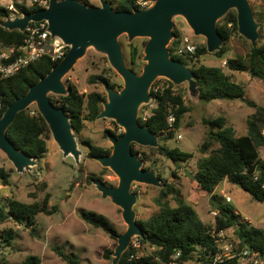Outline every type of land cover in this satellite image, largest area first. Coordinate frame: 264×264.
<instances>
[{"label": "trees", "instance_id": "trees-1", "mask_svg": "<svg viewBox=\"0 0 264 264\" xmlns=\"http://www.w3.org/2000/svg\"><path fill=\"white\" fill-rule=\"evenodd\" d=\"M16 7L19 13L23 14L32 13L43 6L35 2L31 6L16 3ZM115 8L117 10H133L138 8L137 0H118ZM11 13L10 9L0 6V47H18L25 38V32L17 29L8 30L2 26L3 20L10 17ZM262 22L264 23V14ZM230 23L232 26H229ZM218 29L223 36L224 44L214 54L223 59L232 50L230 43L233 36L239 34L237 12L229 11L219 22ZM174 33L175 39L170 47L172 58L187 64L183 56L176 52L180 44V32L175 28ZM206 53H208V49L205 43L199 46L195 56L199 58ZM59 61L54 62L48 57H42L15 74L7 78H0V118L13 101L27 93L30 86L47 75ZM227 68L231 71L246 72L252 77L264 80V44L251 45L245 55L227 58ZM193 70L196 73L202 101L238 99L256 107L255 112L247 119L246 135L236 136V129L227 124V119L224 116L205 119V123L209 124V133L200 147L203 157L198 161V170L194 177L200 188L211 195V204L217 211L215 222L210 225L206 224L195 207L180 196L181 191L173 184L166 183L155 198L156 211L147 219H137L146 235L156 236L162 241V245L157 247L148 242L146 237H140L141 243L152 245L155 248L154 251L151 254H141L140 248L132 245L123 253L120 264H163L169 262L179 250L182 252V261L211 264V257L216 251L213 233L230 228H234L241 247L249 246L254 250L264 251V230L244 221L231 204L225 203L214 193L222 181L228 180L248 192L255 201L264 203V159L261 158L259 152V147L264 146V106L251 101L247 97L244 85L225 73L220 66L198 64ZM89 80L92 83L106 82L114 87L110 78L104 74L91 76ZM151 92L157 99V107L154 108L152 116L143 125H147L151 131L163 136L164 140H168L175 133L172 131L168 136L163 135L164 130L168 128L169 108H172L176 116L174 123L176 130L180 129L184 116L191 108L185 100L183 87L176 86L171 81H169L168 88L163 89L160 93H155L153 90ZM105 99V94L99 91L88 94L81 93L78 87L72 83L69 84L67 95H51L53 103L64 107L71 115L73 129L77 133L82 132L86 119L95 120L97 118ZM106 133L115 134L111 130H106ZM49 135L50 129L46 120L37 109L32 110L31 108L20 112L8 130V136L14 145L38 160L48 152L47 139ZM215 143H218L219 146L213 149ZM89 146L88 156L91 158L111 154L109 148L93 145L91 142H89ZM149 149L176 164L189 162L193 157L190 152L179 147L172 148L166 144H160L157 148L149 147ZM133 151L140 152L145 161L150 159L145 151L141 152L136 149V144L133 145ZM11 171L0 167L1 185H10ZM88 180H93L92 176H89ZM171 198L176 200L175 206L171 204ZM49 200V194L45 196L41 204L39 202L26 203L14 198L7 199V202L0 206V224L13 221L17 225L35 230L37 216L40 213L50 215L58 210L57 206L50 207ZM80 216L86 223L102 229L116 241L121 234L109 218L101 213L83 209ZM17 236L18 232L13 227L0 229V246H12ZM53 249L68 264H81L75 255L66 254L58 247ZM113 253L112 249H107L104 256L110 260L113 259ZM132 254L140 255V257L131 259ZM2 260L1 258L0 264H3ZM19 264H43V261L38 255L31 254Z\"/></svg>", "mask_w": 264, "mask_h": 264}, {"label": "rangeland", "instance_id": "rangeland-1", "mask_svg": "<svg viewBox=\"0 0 264 264\" xmlns=\"http://www.w3.org/2000/svg\"><path fill=\"white\" fill-rule=\"evenodd\" d=\"M81 1L100 5L99 0ZM108 1L112 2L114 8L118 4V0ZM249 1L259 24L257 45H262L264 44V23L262 22L264 0ZM13 2L31 6L36 0H13ZM48 4L49 0H47L46 6ZM231 10L237 12L236 9ZM20 16L22 14L19 11L13 10L8 19ZM223 18L218 21V24ZM8 19L5 18L3 22L5 23ZM174 24V29L183 30L184 33L187 32L199 46L206 43V38L195 35L182 16H175ZM174 39L170 42L169 49ZM148 40V37H136L130 40L126 33L119 37L128 67L138 74L142 73L147 63L144 50ZM230 44L232 50L223 59L218 58L209 51L197 59L188 56H183V58L191 69H194L198 64L220 66L225 73L233 76L238 83L244 85L247 97L251 101L257 105L264 106V80L252 77L246 72L231 71L227 68V65L224 66L222 64L224 59L245 55L250 50L251 45H253L252 42L239 33L233 36ZM100 74L110 78L111 83L114 85V87L112 86L114 90L120 91L123 89L124 79L113 68L107 54L92 46L87 49L85 55L78 60L63 81L67 88L70 83L75 84L78 90L84 94L94 91L102 92L106 96L105 100H107L108 93L104 84L101 82L92 83L89 80L91 76ZM161 78H163L161 82L169 86L170 80H165V77ZM176 86L183 87L185 100L191 109L184 116L182 125L174 133V136L168 140H164L163 136H160L159 142L172 148L179 147L192 153L193 157L189 162L176 164L158 153H153L149 147L136 145V149L141 152L145 151L150 158L145 161L144 167L155 169L162 178L163 184L168 183L176 186L181 191L180 196L188 204L195 207L202 220L208 225L214 224L216 215L211 204V196L200 188L194 177L198 170V161L203 157L200 147L207 139L209 133V124L205 123V119L224 116L227 119V124L234 126L236 129V136L246 135L247 119L249 115L255 112L256 107L238 99L233 101L216 99L210 102L200 100L198 102V97L191 95L188 82ZM51 95L60 96L59 94ZM154 103L155 100L148 105H143L140 114L144 109H151ZM29 108L38 110L36 103ZM106 130H111L116 135L124 132L122 127L109 118L86 119L82 132L77 133L74 130L80 151L78 157L72 154L66 155L64 150L54 140L50 130V135L47 139L48 152L38 160L36 165L31 168L26 167L24 172H18L6 154L0 150V167L12 170L10 185L3 186L0 190V206L5 204L7 199L13 198L26 203L39 202L41 204L45 196L49 194L50 207H58V210L53 214L40 213L37 216L35 230L17 225L13 221L0 224V229L13 227L18 232V236L12 246H1L0 259H3V264H19L31 254L38 255L42 259L43 264H68L57 255L53 249L54 247H58L66 254L75 255L81 264H112V259H106L104 254L107 249L115 251L117 241L112 239L102 229L86 223L80 216V212L83 209L92 210L108 217L120 233L127 228L122 218L121 208L110 197H104L93 182L96 178L104 181L108 186H116L119 183V178L115 172L109 167L102 166L95 158L88 156L89 142L93 145L109 148L111 152L113 151V144ZM218 146L219 144L215 143L213 149L218 148ZM259 152L261 158L264 159V146L259 147ZM89 176H92L93 180L89 181ZM160 189V187L153 185L134 183L133 190L140 195L135 205L137 219H147L156 211L155 198L159 195ZM216 193L220 195L221 200L225 203H228L226 197L230 196L231 201H233H230L233 208L244 212L240 215L243 218L245 216L248 217V222L251 225L264 230V203L255 201L248 192L228 180H224L218 185ZM170 202L173 206L177 203L174 198H171ZM228 239L235 243L238 241L234 228L229 229ZM154 249L148 243L140 246L141 254H151Z\"/></svg>", "mask_w": 264, "mask_h": 264}, {"label": "water", "instance_id": "water-1", "mask_svg": "<svg viewBox=\"0 0 264 264\" xmlns=\"http://www.w3.org/2000/svg\"><path fill=\"white\" fill-rule=\"evenodd\" d=\"M100 5L81 0H49V4L32 13L8 19L2 26L8 30L25 32L31 22H48L52 37H59L68 52L51 71L31 85L28 92L13 101L0 118V150L12 162L18 172L36 165L38 159L18 149L8 136V130L18 114L37 104L38 111L46 120L54 140L66 155L78 157L76 134L71 115L64 107L51 100V94L67 95L64 77L73 69L89 47L107 54L113 68L124 79V87L116 91L104 82L108 99L97 119L114 120L124 132L120 135L109 133L113 144L111 154L94 157L102 166L109 167L119 178L116 186H108L104 181L94 179L96 188L104 197H110L121 208L127 228L118 239L113 253L112 264H120L123 253L129 249L132 240L146 237L148 242L160 247L162 241L156 236H147L137 221L135 205L140 195L133 190L134 183L163 188L162 178L155 169L144 167L145 159L140 152L133 151V145L157 148L160 136L140 122V110L150 104L154 95V82L165 77L176 85L189 83L193 97L200 102V89L196 73L186 63L172 58L168 48L174 33V17L182 16L197 36L206 38L207 49L211 53L220 50L224 39L218 29V21L231 9L237 10L238 32L250 40L253 46L259 39V24L249 0H155L148 8L117 10L111 1L99 0ZM132 40L148 37L145 46V64L138 74L128 67L119 41L122 34ZM1 180V179H0ZM0 246V253H1Z\"/></svg>", "mask_w": 264, "mask_h": 264}, {"label": "built area", "instance_id": "built-area-1", "mask_svg": "<svg viewBox=\"0 0 264 264\" xmlns=\"http://www.w3.org/2000/svg\"><path fill=\"white\" fill-rule=\"evenodd\" d=\"M8 0H0V6L10 9L11 11H18L16 3L13 0L11 2H4ZM39 5L43 7L46 6L47 0H36ZM155 3V0H137L138 8H148ZM232 26V23L229 24ZM180 32V44L177 47V54L181 56H189L197 59L195 56L199 45L193 41L191 36L183 30ZM68 46L59 37H52L50 31L48 30V22H31L25 31V38L21 45L18 47H0V78H7L22 68L28 66L29 64L35 63L42 57H48L52 61L57 62L61 61L68 52ZM224 66L227 65V59L222 61ZM163 78H158L153 86L152 90L155 93H160L163 89L168 88V85H164L162 81ZM168 81V79L165 78ZM155 103L152 108L144 109L140 114V122L143 124L146 122L153 114L154 108L157 107V99L154 98ZM1 108V102H0ZM34 113V112H32ZM176 121V116L172 110L169 108L168 113V128L164 130L163 135L168 136L170 132L177 130L174 127ZM181 137V136H179ZM3 185L0 184V190ZM227 201H231V197L227 196ZM214 214H217V211L214 210ZM244 221L248 222V217L243 218ZM229 229H221L213 233L216 243V251L212 255L211 264H264V251L254 250L249 246L241 247L239 241L233 242L228 239ZM140 237H135L130 246L140 248L141 241ZM142 238V237H141ZM140 255L132 254L131 259L139 258ZM182 252L177 251L170 259L169 262L163 264H196L185 262L181 260ZM202 264V262L197 263Z\"/></svg>", "mask_w": 264, "mask_h": 264}, {"label": "crops", "instance_id": "crops-1", "mask_svg": "<svg viewBox=\"0 0 264 264\" xmlns=\"http://www.w3.org/2000/svg\"><path fill=\"white\" fill-rule=\"evenodd\" d=\"M150 169V168H149ZM218 187V186H217ZM217 189V188H216ZM217 196H219L220 197V195L219 194H217L216 193V190H215V192H214ZM211 196V195H210ZM225 196H227V195H225ZM227 198V197H226ZM231 202H233V201H231ZM231 202H228L229 204H231ZM235 209V208H234ZM213 210H214V208H213ZM197 211V210H196ZM235 212L236 213H239V214H241V213H244V212H242V211H240L239 209H235ZM202 219V218H201Z\"/></svg>", "mask_w": 264, "mask_h": 264}, {"label": "flooded vegetation", "instance_id": "flooded-vegetation-1", "mask_svg": "<svg viewBox=\"0 0 264 264\" xmlns=\"http://www.w3.org/2000/svg\"><path fill=\"white\" fill-rule=\"evenodd\" d=\"M137 147V146H136Z\"/></svg>", "mask_w": 264, "mask_h": 264}]
</instances>
